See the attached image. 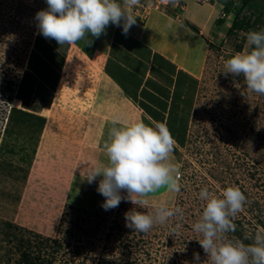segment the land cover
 <instances>
[{
    "label": "rangeland",
    "instance_id": "374dc122",
    "mask_svg": "<svg viewBox=\"0 0 264 264\" xmlns=\"http://www.w3.org/2000/svg\"><path fill=\"white\" fill-rule=\"evenodd\" d=\"M230 2L208 43L188 138L175 156L172 173L182 180L173 198L120 202L107 178L110 187L96 189L89 172L95 151L68 134L111 96L98 94L101 87L110 92L99 64L73 47L55 88H47L25 71L44 0H0V72L19 86L12 105L45 115L48 124L44 138H32L17 112V135L5 146L0 138V160L12 161L22 175L20 186L0 184V264H20L21 251L33 264H264V48L253 54L245 31L228 32L234 15L252 12ZM106 103L110 114L113 102ZM69 138L78 140L76 151ZM235 232L251 240L254 255Z\"/></svg>",
    "mask_w": 264,
    "mask_h": 264
},
{
    "label": "crops",
    "instance_id": "0c3cea01",
    "mask_svg": "<svg viewBox=\"0 0 264 264\" xmlns=\"http://www.w3.org/2000/svg\"><path fill=\"white\" fill-rule=\"evenodd\" d=\"M149 1L154 2L153 7L143 12L142 0L139 4L130 0L128 6L124 0H44V17L35 36L55 48L63 61L75 47L99 64L100 81L110 92L101 87L98 94L111 96L106 100L101 97L74 125L77 136L71 134V127L68 134L82 138L79 142L92 156L95 151L96 168L91 164L89 172L97 176L96 189H108L103 182L107 178L119 191L120 202L173 198L178 182L172 173L175 156L188 138L208 43L230 13L225 0L205 4L196 0ZM28 59L29 63L30 56ZM36 77L45 85L43 74L37 72ZM110 101L114 105L110 104L108 114L105 108ZM21 111L27 118V134L34 138L38 133L44 138L48 127L45 115ZM30 117L43 118L42 129L30 131ZM10 141L5 138L4 146ZM76 144L78 140L68 139L70 150L76 151ZM17 171L12 161L0 160V184L20 186L22 175ZM9 197L6 194L4 199Z\"/></svg>",
    "mask_w": 264,
    "mask_h": 264
},
{
    "label": "trees",
    "instance_id": "16d2710c",
    "mask_svg": "<svg viewBox=\"0 0 264 264\" xmlns=\"http://www.w3.org/2000/svg\"><path fill=\"white\" fill-rule=\"evenodd\" d=\"M240 2L241 9H252V12L248 16H242L239 18V14L232 17L231 28L229 33L235 31H245L249 38L252 40L250 45V50L253 54H260L264 48V0H231ZM230 2V3H232ZM231 5V4H230ZM229 7V6H228ZM51 15V14H50ZM254 17V18H253ZM36 61V62H35ZM63 64V57L57 54L55 48L49 44L39 40L37 36L35 38L34 50L30 54V62L28 63V72L35 74L38 72L40 75L43 74V81H45V86L50 85V89H54L55 85L59 79V70ZM49 87V86H48ZM21 113V110H14L15 113ZM24 113V112H22ZM32 115V114H30ZM34 117V116H33ZM36 117V116H35ZM13 118L15 116L13 115ZM12 129L13 134L17 131L18 120L14 121L12 119ZM44 119L41 118L37 120L36 118L30 117L29 130L33 131L37 129L39 131L42 129ZM21 128L18 127V129ZM15 131V133H14ZM9 138H7L8 140ZM238 239L241 240V245L244 249L248 250L251 255H254L256 251L254 250V245L251 240L247 237H243L239 232H235ZM33 259L25 251L20 253V264H33Z\"/></svg>",
    "mask_w": 264,
    "mask_h": 264
},
{
    "label": "flooded vegetation",
    "instance_id": "af4514ba",
    "mask_svg": "<svg viewBox=\"0 0 264 264\" xmlns=\"http://www.w3.org/2000/svg\"><path fill=\"white\" fill-rule=\"evenodd\" d=\"M27 64L25 71H28ZM9 72H11V70ZM13 81L14 79L11 77L10 73L6 71L5 74H2L0 72V138L12 137L13 113L14 110H19L12 105V96L15 88ZM15 89V95H17L19 86Z\"/></svg>",
    "mask_w": 264,
    "mask_h": 264
},
{
    "label": "built area",
    "instance_id": "2783aa9c",
    "mask_svg": "<svg viewBox=\"0 0 264 264\" xmlns=\"http://www.w3.org/2000/svg\"><path fill=\"white\" fill-rule=\"evenodd\" d=\"M210 0H196V2H197V4H205V3H208ZM145 4L144 3H141V5H140V9L144 12V10H145ZM147 7H149V6H146V8ZM182 175H181V173H177L176 175H175V179H176V181H180V180H182V177H181Z\"/></svg>",
    "mask_w": 264,
    "mask_h": 264
}]
</instances>
